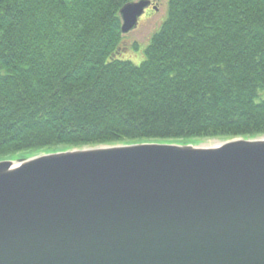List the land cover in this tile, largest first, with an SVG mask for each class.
<instances>
[{
	"label": "trees",
	"instance_id": "1",
	"mask_svg": "<svg viewBox=\"0 0 264 264\" xmlns=\"http://www.w3.org/2000/svg\"><path fill=\"white\" fill-rule=\"evenodd\" d=\"M132 1L0 0V159L264 135V0H170L140 65Z\"/></svg>",
	"mask_w": 264,
	"mask_h": 264
},
{
	"label": "water",
	"instance_id": "2",
	"mask_svg": "<svg viewBox=\"0 0 264 264\" xmlns=\"http://www.w3.org/2000/svg\"><path fill=\"white\" fill-rule=\"evenodd\" d=\"M151 5L123 6V35ZM7 158L0 264H264V135Z\"/></svg>",
	"mask_w": 264,
	"mask_h": 264
},
{
	"label": "rangeland",
	"instance_id": "3",
	"mask_svg": "<svg viewBox=\"0 0 264 264\" xmlns=\"http://www.w3.org/2000/svg\"><path fill=\"white\" fill-rule=\"evenodd\" d=\"M139 1V0H134ZM153 1V0H152ZM170 0H159L156 4L157 10H152L150 14L146 13L140 18L139 27L125 36L124 43L125 48L119 54V58L122 60L132 61L136 65H140L146 58V48L148 47L150 40L155 32H157L168 14ZM127 40V41H126ZM135 43L139 44L138 50L133 46ZM155 142L163 143H195L194 139H181V140H153ZM130 143L137 141L129 140ZM46 152H52V149L45 150ZM21 154L9 156L7 159H17Z\"/></svg>",
	"mask_w": 264,
	"mask_h": 264
},
{
	"label": "flooded vegetation",
	"instance_id": "4",
	"mask_svg": "<svg viewBox=\"0 0 264 264\" xmlns=\"http://www.w3.org/2000/svg\"><path fill=\"white\" fill-rule=\"evenodd\" d=\"M158 1L159 0H153V5L146 10V13L150 14V12L154 9Z\"/></svg>",
	"mask_w": 264,
	"mask_h": 264
}]
</instances>
